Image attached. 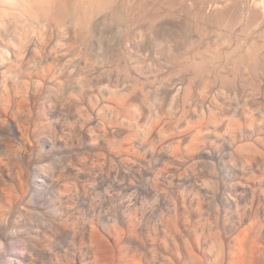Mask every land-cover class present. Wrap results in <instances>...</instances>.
<instances>
[{"label": "rangeland", "instance_id": "1", "mask_svg": "<svg viewBox=\"0 0 264 264\" xmlns=\"http://www.w3.org/2000/svg\"><path fill=\"white\" fill-rule=\"evenodd\" d=\"M114 2L0 0V264H264V41Z\"/></svg>", "mask_w": 264, "mask_h": 264}, {"label": "bare ground", "instance_id": "2", "mask_svg": "<svg viewBox=\"0 0 264 264\" xmlns=\"http://www.w3.org/2000/svg\"><path fill=\"white\" fill-rule=\"evenodd\" d=\"M31 7H52L57 0H22ZM115 0H99V4L114 12L120 10ZM165 1L171 12L167 18L179 17L180 19L194 18L201 23L214 22L217 25L228 27L232 22L239 21L241 13L244 26L241 27V34L236 38L240 41L236 45V51L243 55L256 54L263 48L264 41V0H156ZM42 6V7H43ZM122 7V6H121ZM104 8V9H106ZM51 10V8L49 9ZM119 14V12H118ZM118 14H114L118 18ZM156 20V18L154 19ZM240 21V22H241ZM239 22V23H240ZM205 23V24H206ZM233 39L232 37H228ZM246 41V43L242 42ZM249 47V48H248Z\"/></svg>", "mask_w": 264, "mask_h": 264}]
</instances>
